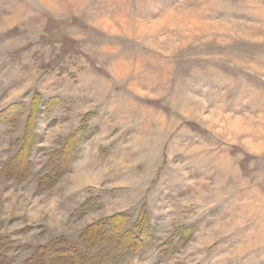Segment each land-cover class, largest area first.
I'll return each instance as SVG.
<instances>
[{"label":"rangeland","instance_id":"1","mask_svg":"<svg viewBox=\"0 0 264 264\" xmlns=\"http://www.w3.org/2000/svg\"><path fill=\"white\" fill-rule=\"evenodd\" d=\"M12 157L0 264H264V0H0Z\"/></svg>","mask_w":264,"mask_h":264},{"label":"trees","instance_id":"2","mask_svg":"<svg viewBox=\"0 0 264 264\" xmlns=\"http://www.w3.org/2000/svg\"><path fill=\"white\" fill-rule=\"evenodd\" d=\"M26 152L28 153V148L26 147ZM14 162H15V159H14V157H12L11 159H10V161L5 165V167H4V169L2 170V169H0V173L2 172V171H4V173L6 174V175H8V176H10V177H16L17 179H19V180H23V178H24V174L22 173V172H19V171H15V169H14ZM58 170H59V167H54V168H52V170L49 172V173H47V176L46 177H43V178H40L39 180H40V182L41 183H44V186H45V184L47 183V177H51V178H53V179H55L56 178V175L58 174ZM111 218V217H110ZM111 220V219H110ZM94 225L95 224H93V225H91V226H89L88 227V229L87 230H89V229H93L94 228ZM108 227H109V230L111 229V227H112V223L111 222H109V224H108ZM141 235V234H140ZM139 235V236H140Z\"/></svg>","mask_w":264,"mask_h":264}]
</instances>
